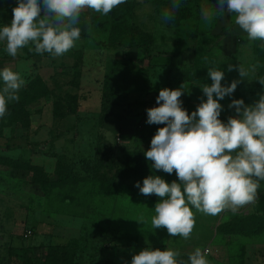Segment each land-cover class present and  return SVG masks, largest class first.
I'll return each mask as SVG.
<instances>
[{
  "label": "rangeland",
  "instance_id": "rangeland-1",
  "mask_svg": "<svg viewBox=\"0 0 264 264\" xmlns=\"http://www.w3.org/2000/svg\"><path fill=\"white\" fill-rule=\"evenodd\" d=\"M172 3L126 0L118 6L122 11L106 16L86 10L76 46L59 57L29 51L30 45L13 58L6 53L5 42H0V70L9 67L26 81L19 100L9 102L0 118L1 171L19 173L0 187V264H131L133 255L145 248H171L181 253L178 259L187 260L197 247L207 251L209 264H264V181L256 202L236 212L211 216L192 208L195 226L185 240L171 237L165 228L153 229L151 218L160 199L129 186L142 185V179H124L109 192L99 180H76L69 171L71 163L80 166L81 156L95 160L98 153L99 175L113 177L129 156L149 150L158 128L165 126L146 123L147 109L159 106L156 97L161 89L183 85L180 99L189 114L206 101L201 87L212 80L198 78L192 67L197 51L209 47L205 41L212 45V68L225 73L221 84L240 81L231 96L219 101L223 106L219 118L236 115L228 107L233 99L252 105L264 94L260 83L264 43L255 47L248 38L227 41L222 35L227 20L217 12L219 5L207 0H179V9L165 22L163 12ZM16 6L17 0H0V26L10 24ZM233 32L235 39L245 37L236 25ZM135 35L146 53L129 47ZM229 64L236 67L228 71ZM239 65L246 69L257 65V69L241 79ZM39 78L45 82H37ZM39 94L44 97L29 102ZM30 120L45 127L43 136L46 127L54 124V136L69 130L73 133L68 132L67 140L76 137V141L64 145L65 150L62 146L53 153L48 150L33 162L21 150L34 138L27 130ZM69 175L65 182H52ZM149 175L179 182L175 172L169 175L151 166L145 178ZM141 216L146 223L136 221ZM29 229L33 235L25 238Z\"/></svg>",
  "mask_w": 264,
  "mask_h": 264
},
{
  "label": "clouds",
  "instance_id": "clouds-1",
  "mask_svg": "<svg viewBox=\"0 0 264 264\" xmlns=\"http://www.w3.org/2000/svg\"><path fill=\"white\" fill-rule=\"evenodd\" d=\"M126 0H17L10 24L0 26V42L6 53L15 58L18 51L29 47L37 54L49 53L59 57L76 46L81 37V14L86 10L108 15ZM218 13L234 16V23L250 41L264 43V0H218ZM226 5V8H225ZM173 0L162 19L168 22L179 9ZM88 21H91L89 16ZM236 66L229 64L228 71ZM257 65L246 69L238 66L241 79L255 72ZM211 85L203 84L207 97L189 114L182 107L185 90L163 88L156 97L157 107L147 109L148 124H163L158 128L144 155L151 167L171 175L178 181L167 182L161 176L149 175L136 187L145 196L160 198L151 218L153 229L165 228L171 237L185 240L195 226L192 208L216 216L222 211H238L258 199L260 182L264 181V94L252 105L243 99H233L228 107L236 115L227 122L219 119L223 106L219 103L231 96L240 81L229 86L221 81L225 73L208 69ZM3 88L0 91V118L7 112L9 102L18 101L19 90L26 81L9 67L0 70ZM264 84V81H260ZM191 206V207H190ZM137 222L146 223L144 217ZM178 250L145 248L133 255L131 264H209L207 251L197 247L187 260L178 259Z\"/></svg>",
  "mask_w": 264,
  "mask_h": 264
},
{
  "label": "trees",
  "instance_id": "trees-1",
  "mask_svg": "<svg viewBox=\"0 0 264 264\" xmlns=\"http://www.w3.org/2000/svg\"><path fill=\"white\" fill-rule=\"evenodd\" d=\"M127 1L129 2L130 0H127ZM127 6H130L129 3H128ZM122 9L123 8H119V7L118 8H114L112 10L111 14H114L116 12H120V11H122ZM258 42L260 43L261 41L256 40L254 42V46L255 47L259 46V45H257ZM204 43L208 44L209 47L206 46L205 50L204 49H201V50L199 49L197 51V53H198L197 57L194 58V61H193V64H192L193 69L197 70V72L195 73L196 76L198 78H202V79L210 78V76L205 71V69L206 68L209 69V68L213 67V65L211 64L212 59H211V55H210L211 54V50H212V45H211L210 41H205ZM133 46H137L138 48L142 49L146 53L145 44H143L141 41H138L137 35H135L132 38L131 42H130L129 47H133ZM148 58L149 59L151 58L150 54H149ZM37 82H39V83L43 82L44 83L45 81H43L42 78H39V79H37ZM48 93H50V92H48ZM43 97L44 96H42L41 94H39L37 96H32V98L29 99V102L32 103L34 101H38V100H40ZM222 116H224V115H222ZM25 117L28 118V114L27 113L25 114ZM228 118H229V116L226 115V116H224L222 118H219V119L226 123ZM26 122L28 123V121H26ZM94 157H96L95 160L92 159V158L84 159L81 156V158L79 159L80 166L77 167V163L76 162L71 163L70 164L71 167H70L69 171L72 172L71 175L73 176V179H76V180H89L91 178H93V179L95 178V179L99 180L100 182L103 183L105 188L108 186L107 188H108L109 192H114L116 187L119 184H121L119 182H122V180H124V179L128 180L130 178H134V179L135 178H139V179L143 180V178H145V176L150 172V166L153 163L152 161H148L146 159L144 153L134 154V155L129 156L122 163V165H121V167L119 169V173L117 172V174L113 175V177H108L107 175H103V176L99 175L100 174L99 173V171H100V160H98V153ZM62 165H65V164L63 163ZM67 165L69 166V164H67ZM31 166H32L33 169L35 168L36 171H37V169L39 171H41L40 167H36L35 165H31ZM67 178H71L70 175L69 176H63V177L60 176L55 181L52 180V182H57V184H60L62 182H65V180H67ZM34 181H38V179H34ZM135 185H136V183L129 184L130 188L134 189L135 191H139V189ZM150 196L153 197V198H156V199H160L155 194H152ZM261 198H264V192L261 193ZM249 219H251V218H249Z\"/></svg>",
  "mask_w": 264,
  "mask_h": 264
},
{
  "label": "crops",
  "instance_id": "crops-1",
  "mask_svg": "<svg viewBox=\"0 0 264 264\" xmlns=\"http://www.w3.org/2000/svg\"><path fill=\"white\" fill-rule=\"evenodd\" d=\"M184 1H191V0H184ZM207 1L209 3L213 2L217 6L219 5L218 0H207ZM225 8H226V5H225ZM222 16L225 20H227V22L225 21V24H224L225 27L222 30V32H223L222 35H224V37L227 38V41L235 42V41L244 40L247 38V35L244 32H242V33H244L245 37H243V38L239 37L237 39L233 38V37H235V34H234L235 31L233 32V28L235 27L234 16H229L226 11H225V13H222ZM249 43L251 44V41ZM30 122H32V123L28 127L27 130L29 133L32 132L31 135L34 138H30L31 135H28L30 138V142L32 144L22 145L21 150H22L23 157L28 155L29 158L33 162L36 160V158H39L41 155L49 154V153H47L48 150H51L50 152L53 153L52 150L54 148H58V146H62L61 150H65V146L67 143H71L72 141L73 142L76 141L75 140L76 137H74L72 140H67V138L69 136L68 132H70L69 130H62V135L60 137L54 136V134L56 132V130H55L56 126L54 124L46 127V129H45L46 135L43 136L42 131L45 127L44 126H42V127L37 126V123L34 120H30ZM40 130H41V133H40ZM28 132H27V134H28ZM75 132H77V130ZM70 133L72 134L73 132H70ZM59 140H60V142H59ZM52 153H50V154H52ZM24 154H26V155H24ZM11 176H19V173H6L5 171H1V168H0V187H1V184L4 183V181L7 180L8 177H11ZM32 180H33V178L31 179V181ZM0 201H1V198H0ZM0 238H2V237H0ZM11 240L13 241V238H11Z\"/></svg>",
  "mask_w": 264,
  "mask_h": 264
},
{
  "label": "built area",
  "instance_id": "built-area-1",
  "mask_svg": "<svg viewBox=\"0 0 264 264\" xmlns=\"http://www.w3.org/2000/svg\"><path fill=\"white\" fill-rule=\"evenodd\" d=\"M33 235V231L32 230H27L25 233H24V237L25 238H30L31 236Z\"/></svg>",
  "mask_w": 264,
  "mask_h": 264
}]
</instances>
